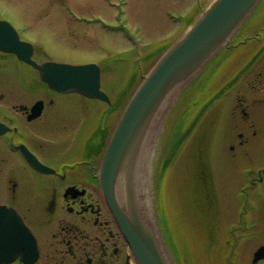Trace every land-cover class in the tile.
Wrapping results in <instances>:
<instances>
[{
	"label": "rangeland",
	"instance_id": "obj_1",
	"mask_svg": "<svg viewBox=\"0 0 264 264\" xmlns=\"http://www.w3.org/2000/svg\"><path fill=\"white\" fill-rule=\"evenodd\" d=\"M204 1L208 0H203L202 3ZM116 3L119 6L117 9ZM121 3L122 0H0V17L13 24L22 38L32 39L34 47H40V52L44 51L52 60L84 64L106 58L112 60L115 55L119 60L131 57V51H124L129 50L132 43L124 40L118 34L120 30H116L120 25L119 20L135 39L142 36V50L157 47L167 40L171 33L176 32L177 24L172 22L171 25V20L166 15H183L193 0H126ZM120 7L123 16L119 18ZM25 26L27 28H21ZM134 27L139 28V36L134 34ZM243 32H240L241 37ZM117 58L113 60L121 64ZM263 66L264 59L257 60L254 71ZM241 68L242 64L239 63L233 69L240 71ZM14 73L24 75L35 72L15 62L0 65V79H6L12 84L15 81ZM122 77L120 74L114 77L113 88L116 85L119 89L123 87L125 80ZM259 78L263 80V77ZM257 86L263 87L264 80L257 83ZM101 88L110 93L106 82H101ZM250 95L252 98L254 95L261 98L260 92ZM66 96L65 102L76 107L91 104L99 109L101 105H105L98 100L88 102L77 94ZM252 98L247 102L252 104ZM222 104L224 109L219 107ZM252 105L249 106L252 127L249 126L250 122L243 121L240 115H232L230 109L233 106L230 107L231 103L225 97L222 103L213 104V108L200 120L197 127L190 129L189 136L183 137L182 133L188 130L193 122L190 119L193 113L190 111L183 113L175 125V131L166 136L167 147L163 151L161 163L165 161V168L171 159L172 163L162 179L165 209L172 217H177L173 206L180 210L181 203L185 204L188 218L195 222V228L203 225L200 229L205 231V236L209 235L217 241L218 249L213 253L216 264H221L222 251H226L222 243L225 240V232L223 235L222 229L235 219L241 202V209L245 207L244 204L250 207L246 209L250 225L261 219V224L257 227L253 225V233L248 241L243 243L242 257L251 255L256 246L264 243V237L259 239V233L264 234V104L261 107L258 103ZM210 123H213L214 127L209 128ZM241 132L245 139L243 144H240L238 137ZM200 136L205 141L202 151L207 160L206 169L210 177L208 191L215 193L214 206H209L206 200L201 202L204 192L202 185L195 178V164L199 155L192 148L196 146L195 138L200 139ZM177 145L180 147L177 154H174ZM4 181L5 177L1 175L2 195L7 193ZM252 209L256 211L253 213ZM196 240L197 237L186 227L182 247L189 257L187 264H203L198 258L209 255L206 251V241L204 240L202 246L197 244ZM250 257L247 259L250 260Z\"/></svg>",
	"mask_w": 264,
	"mask_h": 264
},
{
	"label": "water",
	"instance_id": "obj_2",
	"mask_svg": "<svg viewBox=\"0 0 264 264\" xmlns=\"http://www.w3.org/2000/svg\"><path fill=\"white\" fill-rule=\"evenodd\" d=\"M260 1L213 0L143 78L110 137L99 183L138 264H173L153 211L150 178L154 141L185 89L231 44ZM0 50L37 69L40 80L50 89L110 102L100 90L96 64H37L31 59V45L20 42L5 22H0ZM27 159L34 167L40 166L33 156ZM31 248L30 235L16 214L0 207V263L10 262L20 250L28 256ZM263 255L264 246L254 253V261Z\"/></svg>",
	"mask_w": 264,
	"mask_h": 264
},
{
	"label": "flooded vegetation",
	"instance_id": "obj_3",
	"mask_svg": "<svg viewBox=\"0 0 264 264\" xmlns=\"http://www.w3.org/2000/svg\"><path fill=\"white\" fill-rule=\"evenodd\" d=\"M15 92L0 93L6 102L0 122L11 129L0 135V176L7 186L0 203L14 208L32 233L33 264H134L97 182L106 135L97 137L91 127L94 110L67 104L66 96L47 88H27L20 97ZM38 100L41 112L29 120ZM20 144L55 172L30 167Z\"/></svg>",
	"mask_w": 264,
	"mask_h": 264
}]
</instances>
